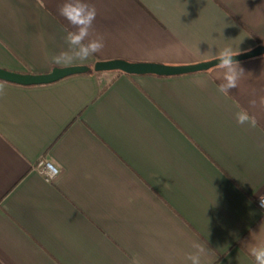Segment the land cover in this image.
<instances>
[{
  "label": "crops",
  "instance_id": "obj_1",
  "mask_svg": "<svg viewBox=\"0 0 264 264\" xmlns=\"http://www.w3.org/2000/svg\"><path fill=\"white\" fill-rule=\"evenodd\" d=\"M65 0H0V264H256L264 246V53L222 70L173 76L95 72L97 62L188 66L225 46L264 49V0H84L103 49L55 64L74 26ZM239 56V55H238ZM203 82V83H201ZM246 109L255 128L236 122ZM49 163L48 179L36 165Z\"/></svg>",
  "mask_w": 264,
  "mask_h": 264
},
{
  "label": "clouds",
  "instance_id": "obj_2",
  "mask_svg": "<svg viewBox=\"0 0 264 264\" xmlns=\"http://www.w3.org/2000/svg\"><path fill=\"white\" fill-rule=\"evenodd\" d=\"M59 14L63 16L69 24L74 26L75 31H68L65 37L66 43L69 46L68 51L52 57V62L55 64L71 63L73 59L86 60L89 56L100 52L103 47V38L89 39L90 30L96 18L97 12L94 6L85 3L84 0H65L59 7ZM241 54L240 48L234 50L231 46H225L217 51L212 57V60H218L219 63L215 66L222 70V82L218 85V91L221 94L228 95L229 89L237 88L238 82L245 74L240 63L233 57ZM203 83V82H201ZM0 94H3V87L0 86ZM250 105L256 107H264V96L250 100ZM236 122L240 125H248L255 128L257 119L250 114L246 109L240 108L235 113ZM260 206L264 208V196L259 198ZM195 252L189 253L186 257L191 264H201V254L205 252V247L200 244H194ZM251 255L254 257L256 264H264V246L253 247Z\"/></svg>",
  "mask_w": 264,
  "mask_h": 264
},
{
  "label": "water",
  "instance_id": "obj_3",
  "mask_svg": "<svg viewBox=\"0 0 264 264\" xmlns=\"http://www.w3.org/2000/svg\"><path fill=\"white\" fill-rule=\"evenodd\" d=\"M264 53L263 48H256L245 54L233 57L236 61H243L246 59H251L257 57ZM219 63L218 60H212L209 62L188 65V66H162L155 64H132L124 61H107V62H97L94 65L93 70L95 72H120L126 75H144L153 74L157 76H173L182 75L187 73H195L208 71L214 68ZM84 68H67V69H54L48 74L44 75H32V74H22L14 73L0 69V80L8 83L23 85V86H33V85H46L50 83L57 82L66 77L80 74L84 72Z\"/></svg>",
  "mask_w": 264,
  "mask_h": 264
},
{
  "label": "built area",
  "instance_id": "obj_4",
  "mask_svg": "<svg viewBox=\"0 0 264 264\" xmlns=\"http://www.w3.org/2000/svg\"><path fill=\"white\" fill-rule=\"evenodd\" d=\"M36 169L43 174L44 176H46V178L48 179H52L57 175V170L51 166L49 163H46L44 161H39L36 165ZM256 206L258 208V210L261 212V214L264 217V208H262L260 206V201L259 199L256 201Z\"/></svg>",
  "mask_w": 264,
  "mask_h": 264
},
{
  "label": "trees",
  "instance_id": "obj_5",
  "mask_svg": "<svg viewBox=\"0 0 264 264\" xmlns=\"http://www.w3.org/2000/svg\"><path fill=\"white\" fill-rule=\"evenodd\" d=\"M118 74H121L120 72H118Z\"/></svg>",
  "mask_w": 264,
  "mask_h": 264
}]
</instances>
